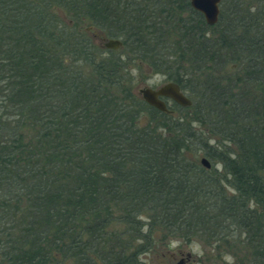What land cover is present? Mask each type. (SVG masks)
Here are the masks:
<instances>
[{
  "label": "trees",
  "instance_id": "1",
  "mask_svg": "<svg viewBox=\"0 0 264 264\" xmlns=\"http://www.w3.org/2000/svg\"><path fill=\"white\" fill-rule=\"evenodd\" d=\"M141 2L0 0V264H145L156 241L239 236L240 264H264V43L225 0L211 31L187 0ZM130 61L192 106H148Z\"/></svg>",
  "mask_w": 264,
  "mask_h": 264
},
{
  "label": "rangeland",
  "instance_id": "2",
  "mask_svg": "<svg viewBox=\"0 0 264 264\" xmlns=\"http://www.w3.org/2000/svg\"><path fill=\"white\" fill-rule=\"evenodd\" d=\"M225 1L227 7L231 8V10L238 11V13L241 16L240 21H246L248 22V24L253 26L252 28L249 26V28L255 31V33L257 34V38L262 43H264V0H225ZM87 30H90L89 34L92 38H94L93 35H96L98 37L94 39L96 44H99L101 46L104 43L100 41L99 37L103 36L106 38H110L107 36L108 35L107 28H99L94 26L90 28L88 27ZM248 36H252V34ZM125 67L127 70L126 78L129 80L128 84L132 88L134 94L138 95L139 90L142 88L150 87L155 89L160 85L164 84L165 82H167L166 75L155 74L151 70H149L147 66L143 64L140 65L139 68L135 63L130 61ZM229 68L230 67H228V69ZM165 72L167 71L165 70ZM169 72L172 71L169 70ZM258 75L264 76V72ZM209 91H210L209 93H211L214 91V89L210 88ZM252 94H253L252 96L253 98L257 96H258L257 98L264 96L262 95L260 89L254 91ZM172 110L178 113L176 109L173 108ZM193 129L195 133L197 132V134H202L200 131L201 128L197 127L196 125L193 126ZM208 130L212 134H214L210 129ZM208 130H204V131H208ZM211 133H209V135H212ZM202 136L205 137V135L203 134ZM193 152L195 156H197L196 158L198 162L201 160V158L204 157V153L202 151H199L198 148H197V152L195 151ZM209 162L211 163V165L215 166L214 162H212L211 160H209ZM217 170L221 171L219 167L217 168ZM110 230L113 233H118L119 231H122V226L120 224H115L114 227L110 228ZM238 239H240V236L238 238L233 237L231 239L224 241L223 243L220 244L219 248L216 251L215 247L211 244L206 245L200 241H191L187 243L180 239L169 238L164 242L156 241L151 248L144 249L143 255H141V259L142 261L145 262V264H178L181 258H184L185 260L186 258L185 256L187 254H191L192 256L191 259L188 262L186 260V263L184 264H240V260L237 259L236 256L242 255L243 258L245 248L244 246L242 247V245H240L239 241L241 240L238 241ZM140 243L141 242L137 244L139 245Z\"/></svg>",
  "mask_w": 264,
  "mask_h": 264
},
{
  "label": "water",
  "instance_id": "3",
  "mask_svg": "<svg viewBox=\"0 0 264 264\" xmlns=\"http://www.w3.org/2000/svg\"><path fill=\"white\" fill-rule=\"evenodd\" d=\"M221 0H191V6L196 11L200 12L207 24L213 25L217 22L219 15V3ZM104 47L109 50H119L122 47V42L118 39L106 40ZM142 99L149 105L161 112L170 113L166 104L159 99L164 97L170 99L172 102L178 104L181 107H189L192 105L190 99H188L180 90V87L173 82H167L161 85L157 89L144 88L140 91ZM200 163L206 168L211 167L210 162L206 158H202Z\"/></svg>",
  "mask_w": 264,
  "mask_h": 264
},
{
  "label": "flooded vegetation",
  "instance_id": "4",
  "mask_svg": "<svg viewBox=\"0 0 264 264\" xmlns=\"http://www.w3.org/2000/svg\"><path fill=\"white\" fill-rule=\"evenodd\" d=\"M131 1L134 2L136 5H142L141 0H131ZM187 2H188V7H189V13L191 14V12H193L195 14H198L200 17H202V19L204 21V24H205V28L207 29L206 31L215 30V27L217 26V23L219 22V19H220L221 15H222V3H223V0H221L220 3H219V15H218V18H217V22L215 24H213V25L207 24L204 16L200 12L196 11L195 9H193V7L191 6V0H187ZM177 6H179V4ZM178 12L181 13V17L186 18L187 16H189L188 12H184V11H178ZM225 12L230 14V16L225 18L228 23H233V22H236L238 20L234 10L228 9V10H225ZM156 13H159L158 10H157ZM93 37L94 38H98L96 35H93ZM99 39H100V41L105 43V41L107 39H110V38H106V37L101 36V37H99ZM102 46H104V44ZM230 68L232 70H234L236 67H235V65H232ZM159 99L162 100L166 104L167 109H169L170 111H171V107L173 105H175V103H173L168 98L159 97ZM171 112H173V111H171ZM185 257H186L185 260H184V258H181L180 261L178 262V264H184V263H186V260L188 262L191 259L192 256H191V254H187Z\"/></svg>",
  "mask_w": 264,
  "mask_h": 264
}]
</instances>
